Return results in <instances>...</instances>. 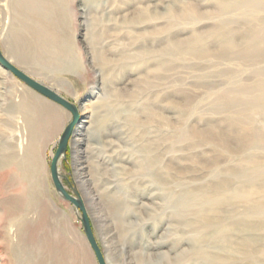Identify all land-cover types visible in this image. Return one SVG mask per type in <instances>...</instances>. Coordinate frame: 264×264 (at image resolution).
Returning a JSON list of instances; mask_svg holds the SVG:
<instances>
[{
    "label": "rangeland",
    "instance_id": "obj_1",
    "mask_svg": "<svg viewBox=\"0 0 264 264\" xmlns=\"http://www.w3.org/2000/svg\"><path fill=\"white\" fill-rule=\"evenodd\" d=\"M38 3L43 33L71 45L75 66H57L50 53L22 65L74 103L84 121L86 139L74 144L80 136L72 130L58 171L65 190L83 201L108 264H264V0ZM15 82L0 69V264H97L80 210L50 177L68 120L47 133L40 154L50 204L31 198L27 229L8 203L24 182L12 189L20 173L1 170L2 162L23 156L28 142L9 110L12 92L23 91ZM144 107L158 122L148 135L158 145L157 169L142 162V147L153 149L140 136ZM83 149L87 182L76 172ZM220 187L222 205L204 199Z\"/></svg>",
    "mask_w": 264,
    "mask_h": 264
},
{
    "label": "bare ground",
    "instance_id": "obj_2",
    "mask_svg": "<svg viewBox=\"0 0 264 264\" xmlns=\"http://www.w3.org/2000/svg\"><path fill=\"white\" fill-rule=\"evenodd\" d=\"M39 6L40 5L38 3V0H0V49L3 53V55L11 63H13L17 67H19L26 74L30 75L31 77H33V78H35L41 82V80H39L37 77H35L37 73H35L32 70L26 69L22 64H27V65L28 64L32 65L33 63H34V65H35V63L38 64V61L41 60V57L43 54L50 53V54H53V56L50 59L53 60L57 66H59V67L63 66L64 67V65H66V67H68V66L74 67L75 66V57H74L71 45L67 44L66 47L64 46L62 48V46H60V43L58 44V42L54 41V39L50 38L49 36H47L46 34L43 33L42 27L40 25V20H39V18L42 15V12H41V9ZM164 7H166V6H164ZM157 9L158 8L155 5L152 10H153V12H155V11H157ZM20 16L22 17V21L20 20ZM157 16H158V13H157ZM137 20H138L137 22L134 20L136 23H134L133 26L134 27H138V26L141 27L140 25H142V22L139 21L140 18ZM143 22H145V21H143ZM4 30L6 31L5 34H4ZM19 31H21V34ZM53 45H56V48L53 49L51 47ZM174 51H175V47L168 48V53L172 54V53H174ZM0 69H2L10 78L12 77L23 88L22 89L23 91L21 93L20 92L19 93L18 92H12V94H14L13 98L17 102L15 104H13L11 109H9V110L13 111L16 114H19V118L21 119V126L23 128V131L25 130V132H26L25 136H27L28 142H27V145L24 146V152H25L24 155L19 157L14 152L11 153L7 159L3 160V162H2L3 165L1 166V170H4V168L6 169V168L14 167V169L20 173L19 179L16 177L10 179L11 180L10 187L12 189L16 188L17 180L24 182V186L22 188V191H20L19 194H16V195L10 197L8 200V203L15 204V206H17L18 212H17L16 216L22 220V223H23L22 226L26 227V226H28L27 225L28 222L26 221V216H27L28 212L30 210H32V208H33V206H32L33 201L31 198L41 199L44 204H46V203L50 204L49 200H47L45 198V187H43V181L44 180H43L42 172L40 169L41 165H42L41 164L42 158L40 157L41 156L40 154H41V152H43L42 148L44 146V140H45V138H48V137H46L47 133L53 132V134H55L60 130L61 126L63 125V123L65 121L68 120V122H69V120L71 119V113L69 111H67L66 109H64L63 107H61L60 105L52 102L51 100L47 99L46 97H44L41 94L32 90L30 87H28L27 85L22 83L15 76H13L10 72L3 69L1 66H0ZM144 109H145V107L141 110L142 113L141 112L140 113L142 115L141 114L140 115L143 119H145V122H142L140 124V126L138 124V126H139V128L141 127L140 131H141L142 135H140V136H142L143 138L144 137L147 138L151 131H153L152 133H154V131L158 130V127H157L158 122L155 118H153V116L150 113L145 112V114H143ZM138 118L140 119L139 116H138ZM146 120H148V121H146ZM83 122L84 121H81V122L78 121L73 128V132H75V131L78 132L77 134H78V136H80V137H77L74 139V142H75L74 144L77 143L79 145V144H81V142H83V140L86 139V138H83V136L86 135L84 132V129L81 125V123H83ZM65 125L61 128V130H63ZM19 126H20V123H19ZM23 133L24 132H22V134ZM168 134L172 135L173 133L172 134L168 133ZM48 136H50V135H48ZM175 136H177V135L174 134V137ZM151 139H152V137L149 138V140H150L149 144L153 145V149H150V147H146L145 145L143 147L141 146L142 149L140 148L142 151V154L144 155V157L142 156V162L143 161L146 162L150 167H152V169H157L156 167L159 166L158 164H160V162H159L160 159H159V156L157 153L158 145H156L154 143L152 144V142L155 140L151 141ZM57 142H58V140L55 143L56 146H57ZM56 146H54V147H56ZM172 146H174V145L171 142V146H168V148H170ZM170 155H171L170 158L174 162L175 161L174 156H176V155L173 156L172 153ZM85 157H87V151L85 149H83L82 151H78L76 154V166H77L76 172L79 173V178L81 179L82 182L88 181V175L86 174V171H85L87 166L84 165L85 164L84 163ZM42 162H44V161H42ZM168 165H170V164H168ZM158 169L160 171V168H158ZM142 172H144V171H142ZM155 173H157V170ZM160 173H161V171H160ZM156 175L155 176H156L157 180L159 178L161 181L162 179L159 176V174H156ZM166 179L167 180L169 179V181L171 180L172 182L174 181L173 177L170 176V174L168 172H167ZM221 185H222V183H221ZM223 187H220L221 193L220 192L217 193V191H216V192H214V194H211V195L203 194L204 197H206L204 199H206V201H208V202L209 201L213 202V203L219 202L218 204L222 205V203H223V200H222L223 195L222 194L224 193V192H222V191H224ZM246 193H248V192H246ZM206 201H204V202H206ZM89 203H90V201H89ZM187 206H188V204H187ZM42 210L44 211V209H42ZM253 213L254 212L248 211L246 215L248 217H250L253 215ZM31 214H32V212H31ZM36 214H37V212H36ZM8 216L11 218L12 214H8ZM206 216H208V215H206ZM14 217L15 216H13V218ZM204 222L206 225L205 224H203V225L206 226V228H207L206 222H208V220L207 221L205 220ZM208 223H210V222H208ZM16 225H17V229H18L19 228L18 224H16ZM203 225H200V226H203ZM209 225H211V223L208 224V227H213V226H209ZM12 227L13 226H11V228ZM11 228H10V231H11ZM20 228L25 229V230H26V228L28 229V227H26V228L20 227ZM204 229H205V227H204ZM12 231H13V229H12ZM17 235H18V233H17ZM17 240H18V237H17ZM13 245H15V244L13 243ZM15 246L17 248V245H15ZM10 250H11V248H10ZM51 250H53V248ZM16 251H17V249H16ZM17 252H15V253H17ZM17 256H18V254H17ZM13 258H14V255H13ZM16 258H14V259H16ZM104 259L106 261V264H108V261L106 260L105 255H104Z\"/></svg>",
    "mask_w": 264,
    "mask_h": 264
},
{
    "label": "water",
    "instance_id": "obj_3",
    "mask_svg": "<svg viewBox=\"0 0 264 264\" xmlns=\"http://www.w3.org/2000/svg\"><path fill=\"white\" fill-rule=\"evenodd\" d=\"M0 66L5 69L6 71L10 72L13 76H15L17 79H19L21 82H23L25 85L30 87L35 92L41 94L42 96L46 97L47 99L51 100L52 102L60 105L67 111L71 113V119L69 122L65 125L63 128L61 134L59 135V139L57 142V146L55 148V151L51 157L50 160V177L52 180V183L56 189V191L66 200H68L70 203H72L77 209L80 210V220L83 227V232L85 235V238L93 251V254L95 256V259L97 261V264H106V261L104 259L103 253L100 250L97 241L95 240V237L93 235L91 225L88 219V216L85 211V207L83 204V201L81 198L76 195L73 196L70 193H68L60 179L59 171H58V162L60 161L61 157L64 155L67 149L68 139L72 133V130L76 123L79 120V111L77 106L61 96L59 93H57L55 90H53L51 87L45 85L44 83L34 79L30 75L26 74L23 70H21L19 67L11 63L2 53L0 49Z\"/></svg>",
    "mask_w": 264,
    "mask_h": 264
}]
</instances>
